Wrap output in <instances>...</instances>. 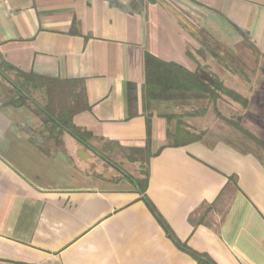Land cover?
I'll return each mask as SVG.
<instances>
[{
    "label": "crops",
    "instance_id": "1",
    "mask_svg": "<svg viewBox=\"0 0 264 264\" xmlns=\"http://www.w3.org/2000/svg\"><path fill=\"white\" fill-rule=\"evenodd\" d=\"M242 38L264 57V0H0V61L77 81L88 108L72 122L94 151L148 166L142 194L120 172L87 171L89 149L68 134L49 149L27 108L0 106V264H196L143 196L215 264H264V161L205 134L174 146L170 114L142 101L145 55L194 72L208 41Z\"/></svg>",
    "mask_w": 264,
    "mask_h": 264
},
{
    "label": "trees",
    "instance_id": "2",
    "mask_svg": "<svg viewBox=\"0 0 264 264\" xmlns=\"http://www.w3.org/2000/svg\"><path fill=\"white\" fill-rule=\"evenodd\" d=\"M116 2L117 0H110ZM253 46V45H252ZM12 74V78L9 77ZM40 94L45 100L41 106L33 95ZM0 96L2 101L0 106L25 107L34 113L41 122L38 134L43 137V142L58 149L62 147L60 135L68 134L76 142L92 151L94 149L89 145L93 140V135L81 128L76 127L73 122V116L76 113L87 110L83 102V94L79 83L75 80L61 81L50 77L39 76L31 72H23L4 61H0ZM222 97H227L242 107H246L247 100L241 97L235 91L224 86L222 81L203 68H198L191 72L182 66L174 63L163 62L150 55H145V80L142 87V101L144 109L152 102H187V101H208L215 105ZM136 102V88L134 84H127V103L129 109ZM131 114V112H130ZM217 116L234 127L238 132L244 134L250 140L255 142L264 150V143L251 135L240 124V118L231 121L220 114ZM169 123L174 122L173 129L167 131V137L170 138L174 146H182L188 143L200 141L204 132L198 134L192 133L189 128L180 120L179 116H163ZM147 135L150 136V125L147 119ZM95 152V151H94ZM106 164L116 171L127 176V178L136 184L144 193L148 183V166L145 164L142 171V178H133L130 174L124 172L118 165L95 152ZM129 163H135L133 158L126 157ZM149 210L165 229L168 237L174 244L189 254L196 264H215L207 255L197 253L184 244H181L164 223L156 209L147 198L142 197Z\"/></svg>",
    "mask_w": 264,
    "mask_h": 264
},
{
    "label": "rangeland",
    "instance_id": "3",
    "mask_svg": "<svg viewBox=\"0 0 264 264\" xmlns=\"http://www.w3.org/2000/svg\"><path fill=\"white\" fill-rule=\"evenodd\" d=\"M206 44L208 47L214 44L215 48L209 49L210 52L200 53L198 66L217 76L225 87L246 99V107H242L227 97H222L215 105L208 101H187L179 104L159 102L153 105V109L163 114L179 116L180 122L182 121L194 134L204 132L209 139L223 140L241 151L253 153L264 161V150L260 146L217 116L218 113L231 121H236L239 117L241 126L264 143V57L246 38L231 45L226 51L220 50L215 42L208 41ZM12 76L9 74L10 78ZM33 98L41 106L45 104L40 94L33 95ZM173 123L170 129H173ZM39 136L43 141L44 136L40 134ZM66 136V133H62L60 139ZM98 150L124 172L133 177L142 178L144 161L129 163L125 155L116 149L108 153H106V147L95 149L97 152ZM86 155L91 159L85 165L87 171L98 172L113 179L121 177L119 171L108 166L94 151L89 149Z\"/></svg>",
    "mask_w": 264,
    "mask_h": 264
}]
</instances>
